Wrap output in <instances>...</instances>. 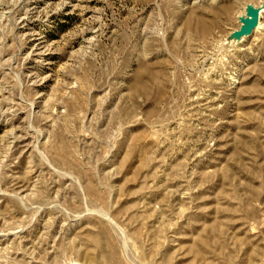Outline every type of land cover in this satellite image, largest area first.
Wrapping results in <instances>:
<instances>
[{
    "label": "rangeland",
    "instance_id": "obj_1",
    "mask_svg": "<svg viewBox=\"0 0 264 264\" xmlns=\"http://www.w3.org/2000/svg\"><path fill=\"white\" fill-rule=\"evenodd\" d=\"M264 0H0V264H264Z\"/></svg>",
    "mask_w": 264,
    "mask_h": 264
},
{
    "label": "water",
    "instance_id": "obj_2",
    "mask_svg": "<svg viewBox=\"0 0 264 264\" xmlns=\"http://www.w3.org/2000/svg\"><path fill=\"white\" fill-rule=\"evenodd\" d=\"M263 9H264V6L262 8H256L252 5H249L247 9V18L240 19L242 26L239 30L235 31L232 34L231 38L233 40L240 41L250 36L254 32V30L258 27L259 19H260V12Z\"/></svg>",
    "mask_w": 264,
    "mask_h": 264
}]
</instances>
